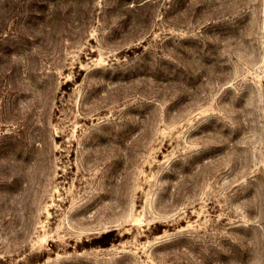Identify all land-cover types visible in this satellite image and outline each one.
Wrapping results in <instances>:
<instances>
[{
    "label": "rangeland",
    "instance_id": "1",
    "mask_svg": "<svg viewBox=\"0 0 264 264\" xmlns=\"http://www.w3.org/2000/svg\"><path fill=\"white\" fill-rule=\"evenodd\" d=\"M0 264H264V0H0Z\"/></svg>",
    "mask_w": 264,
    "mask_h": 264
},
{
    "label": "trees",
    "instance_id": "2",
    "mask_svg": "<svg viewBox=\"0 0 264 264\" xmlns=\"http://www.w3.org/2000/svg\"><path fill=\"white\" fill-rule=\"evenodd\" d=\"M107 236H108V235L105 234L103 237L106 238ZM99 242H101V240H99ZM105 244H106V243H101V244H99V245L105 246Z\"/></svg>",
    "mask_w": 264,
    "mask_h": 264
}]
</instances>
